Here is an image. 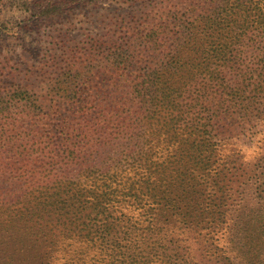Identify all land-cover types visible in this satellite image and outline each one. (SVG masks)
<instances>
[{"label":"trees","instance_id":"trees-1","mask_svg":"<svg viewBox=\"0 0 264 264\" xmlns=\"http://www.w3.org/2000/svg\"><path fill=\"white\" fill-rule=\"evenodd\" d=\"M127 28L48 104L1 88L0 264H247L230 213L251 180L264 200V0Z\"/></svg>","mask_w":264,"mask_h":264},{"label":"rangeland","instance_id":"rangeland-1","mask_svg":"<svg viewBox=\"0 0 264 264\" xmlns=\"http://www.w3.org/2000/svg\"><path fill=\"white\" fill-rule=\"evenodd\" d=\"M191 1L0 0V90L5 89L6 98L18 89L28 90L31 100L48 104L55 96L53 89H64L56 85V80L63 85L61 74L72 68L78 71L75 83H85L93 66L101 64L95 56L101 46L130 35L127 27L135 23L142 30L159 8L186 7ZM87 88L96 100L106 95L107 88L91 80ZM19 110L12 104L11 111ZM247 144L248 153L256 151L253 142ZM256 186L255 180L244 186L230 213L232 247L247 264H257L264 252V225L258 228L264 221V200L257 197Z\"/></svg>","mask_w":264,"mask_h":264}]
</instances>
